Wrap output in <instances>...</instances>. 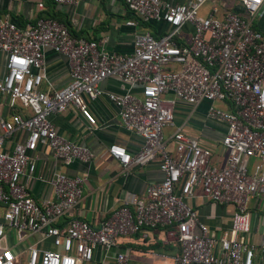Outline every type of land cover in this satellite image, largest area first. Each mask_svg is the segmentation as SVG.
<instances>
[{
  "label": "built area",
  "instance_id": "1",
  "mask_svg": "<svg viewBox=\"0 0 264 264\" xmlns=\"http://www.w3.org/2000/svg\"><path fill=\"white\" fill-rule=\"evenodd\" d=\"M121 1L134 17L126 24L162 21L167 30L154 35L141 29L132 35L130 51L115 52L104 49L103 40L72 35L51 17L20 26L0 16V264H79L89 261L95 248L106 252L120 238L157 226L167 227V235L178 242L172 264H252L256 249L262 259L264 33L257 23L264 0ZM185 24L191 32L179 41ZM45 49L63 55L68 65V81L52 90L40 89ZM109 77L120 82L118 91L99 87ZM100 95L115 107L120 126L139 140L132 154L110 143L109 157L123 173L131 164L155 160L161 176L145 185L141 197L123 193L97 225L76 216L61 222L78 203L84 177L55 168L34 175L32 153L46 148L60 165L91 161L90 148L59 134L49 116L72 108L95 127L84 97ZM202 102L203 117L223 127L220 160L184 131L185 121L174 124L177 103L193 111ZM5 105L11 111L5 113ZM168 127L172 131L165 139ZM17 133L23 138L5 147ZM32 180L48 185L51 196L36 200L28 190ZM197 193L213 204L232 206L227 230L215 234L199 219L188 203ZM251 217L259 218L257 243L245 236ZM114 260L125 263V253L116 252Z\"/></svg>",
  "mask_w": 264,
  "mask_h": 264
},
{
  "label": "crops",
  "instance_id": "2",
  "mask_svg": "<svg viewBox=\"0 0 264 264\" xmlns=\"http://www.w3.org/2000/svg\"><path fill=\"white\" fill-rule=\"evenodd\" d=\"M163 1L175 4L186 0ZM39 2L41 6L37 5ZM204 10L202 8L201 12L203 13ZM2 15H7L20 26L31 23L39 16H51L60 22H65L76 35L103 40L101 46L115 52L130 51L132 35L141 29L147 28L154 35L167 30V25L162 21H150L147 27L139 22L133 25L126 24L128 20L133 21L134 17L121 0H77L75 5H59L50 0H0V16ZM257 26L264 33V16L259 19ZM190 32V26L183 25L177 40L185 41ZM3 63L4 54L0 52V75L3 71ZM42 74L40 89L52 90L64 85L68 81L66 58L50 49H45ZM119 85L120 82L114 77L103 79L99 83L103 91H118ZM84 100L95 120V127L89 128L79 113L72 108L50 115L49 120L56 131L66 139L86 144L94 154L93 159L87 162L73 160L68 165H60L52 158L48 149L38 146L32 153L35 156L34 175L49 173L55 168L68 175L84 177L78 203L60 221L76 216L97 225L119 205L123 193L132 192L141 197L145 185L157 181L161 174L155 160L142 166L131 164L126 173H123L120 165L109 157L106 148L110 143H117L123 145L132 154L139 147V140L120 126L115 107L104 95L95 99L84 97ZM14 106L13 110L19 111V108ZM205 106L206 102H202L191 111L186 104L177 103L174 109V124L185 121L184 131L208 145L212 149V159L220 160L224 152L219 147L218 141L223 127L203 117ZM8 111L11 109L5 105L4 112ZM171 131L169 127L163 130L165 139H168ZM22 138V133L13 134L5 141V147ZM168 148L171 149L170 143ZM216 148L217 151L214 153ZM28 190L36 200L51 196L50 187L38 180H32ZM197 194L190 198L188 203L198 213L199 219L215 234L227 230L232 206L213 204ZM166 230L167 227L163 226L142 227L136 233L120 238L116 245L106 252L101 248H95L91 259L79 264H119L114 260L116 252L125 253L126 261L123 264H172L171 256L179 251V245L175 237L167 235ZM258 230L259 218L251 217L246 239L257 243ZM44 246L54 249L48 242ZM252 264H264V257L262 259L259 257L257 249L254 251Z\"/></svg>",
  "mask_w": 264,
  "mask_h": 264
},
{
  "label": "trees",
  "instance_id": "3",
  "mask_svg": "<svg viewBox=\"0 0 264 264\" xmlns=\"http://www.w3.org/2000/svg\"><path fill=\"white\" fill-rule=\"evenodd\" d=\"M47 17H51V16H47ZM51 18H53V17H51ZM54 19V18H53ZM55 20H57V19H55ZM58 21V20H57ZM58 22H60V21H58ZM139 23H141L140 21H138ZM60 23H62V24H64L67 28H68V26H67V24L65 23V22H60ZM143 26H148L149 25V23H141ZM68 30H69V32L72 34V35H74V36H79V35H76L75 33H73L69 28H68ZM153 34V33H152ZM176 43H178V42H176Z\"/></svg>",
  "mask_w": 264,
  "mask_h": 264
},
{
  "label": "rangeland",
  "instance_id": "4",
  "mask_svg": "<svg viewBox=\"0 0 264 264\" xmlns=\"http://www.w3.org/2000/svg\"><path fill=\"white\" fill-rule=\"evenodd\" d=\"M218 105V104H217ZM216 151H217V148L215 149V151H214V153H216ZM21 247V245H19V248Z\"/></svg>",
  "mask_w": 264,
  "mask_h": 264
}]
</instances>
